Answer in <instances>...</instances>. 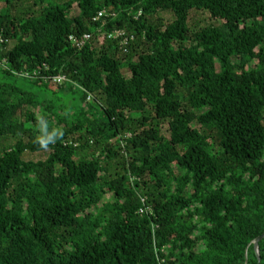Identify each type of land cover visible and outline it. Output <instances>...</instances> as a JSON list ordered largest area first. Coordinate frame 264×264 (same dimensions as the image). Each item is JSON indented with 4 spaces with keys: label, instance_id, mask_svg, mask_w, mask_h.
Wrapping results in <instances>:
<instances>
[{
    "label": "trees",
    "instance_id": "trees-1",
    "mask_svg": "<svg viewBox=\"0 0 264 264\" xmlns=\"http://www.w3.org/2000/svg\"><path fill=\"white\" fill-rule=\"evenodd\" d=\"M2 141L0 264H264V0H0Z\"/></svg>",
    "mask_w": 264,
    "mask_h": 264
},
{
    "label": "rangeland",
    "instance_id": "rangeland-1",
    "mask_svg": "<svg viewBox=\"0 0 264 264\" xmlns=\"http://www.w3.org/2000/svg\"><path fill=\"white\" fill-rule=\"evenodd\" d=\"M54 1H62L63 2L65 0H54ZM24 3H25V6L30 4V2H24ZM77 13H78V9H77L76 5H73V7L71 8V14L72 15H76ZM164 15H163L164 17H167V18L170 17V15H168V14L167 15L164 14ZM208 16L209 15L207 13H204V12H191L190 13V23L194 22L195 24L198 23L200 25L209 24V21H207ZM213 25H215V23ZM12 46H13V43H9L8 48L10 49ZM62 99H63V103L67 104V102H68L67 96H62ZM162 134L167 137V133H166L165 129L162 130ZM8 143L9 142H6V141L0 142V144H2V145H7ZM48 154H49L48 152H39V153H34V154H25L24 160L25 161H33V162L43 161V160L46 159ZM176 171L178 172L179 170L176 169ZM112 200H113L112 197L107 194L103 198L102 202L104 203V202H109V201H112Z\"/></svg>",
    "mask_w": 264,
    "mask_h": 264
},
{
    "label": "clouds",
    "instance_id": "clouds-1",
    "mask_svg": "<svg viewBox=\"0 0 264 264\" xmlns=\"http://www.w3.org/2000/svg\"><path fill=\"white\" fill-rule=\"evenodd\" d=\"M64 136V131L59 126H53L48 117L41 114L37 121V134L35 144L40 148L47 150L55 145Z\"/></svg>",
    "mask_w": 264,
    "mask_h": 264
},
{
    "label": "built area",
    "instance_id": "built-area-1",
    "mask_svg": "<svg viewBox=\"0 0 264 264\" xmlns=\"http://www.w3.org/2000/svg\"><path fill=\"white\" fill-rule=\"evenodd\" d=\"M103 12L98 13V17H102ZM91 36L89 34L83 35L80 40H77L75 37L70 36L69 40L72 41L77 47H83L86 42L90 40ZM108 38H113V39H121V45H126L128 40L125 38V32L119 31L116 33H113L112 35H109ZM62 79V78H60Z\"/></svg>",
    "mask_w": 264,
    "mask_h": 264
},
{
    "label": "water",
    "instance_id": "water-1",
    "mask_svg": "<svg viewBox=\"0 0 264 264\" xmlns=\"http://www.w3.org/2000/svg\"><path fill=\"white\" fill-rule=\"evenodd\" d=\"M264 237V234H262L261 236H259L258 238H256L253 242V248H254V251H255V254L257 256V259H258V262L260 261V257H259V247H258V244H259V241Z\"/></svg>",
    "mask_w": 264,
    "mask_h": 264
}]
</instances>
